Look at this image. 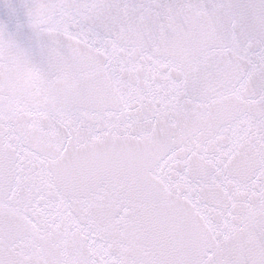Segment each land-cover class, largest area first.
Returning a JSON list of instances; mask_svg holds the SVG:
<instances>
[{
    "label": "snow or ice",
    "instance_id": "1",
    "mask_svg": "<svg viewBox=\"0 0 264 264\" xmlns=\"http://www.w3.org/2000/svg\"><path fill=\"white\" fill-rule=\"evenodd\" d=\"M0 264H264V0H0Z\"/></svg>",
    "mask_w": 264,
    "mask_h": 264
}]
</instances>
